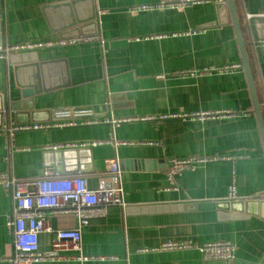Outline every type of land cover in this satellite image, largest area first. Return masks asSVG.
I'll return each mask as SVG.
<instances>
[{"label": "crops", "instance_id": "0c3cea01", "mask_svg": "<svg viewBox=\"0 0 264 264\" xmlns=\"http://www.w3.org/2000/svg\"><path fill=\"white\" fill-rule=\"evenodd\" d=\"M173 1L94 0L95 24L85 34H97L98 42L19 54L38 57L26 79L39 93L27 101L12 63L18 54L0 59V108L7 109L0 116V172L33 180L53 168L64 177H85L91 190L107 174V160H118L122 172L125 206L109 207L81 230V253L92 259L81 262L78 252L68 251L34 264H222L196 249L156 250L170 241H229L231 264H264V218H227L195 207L230 201L232 187L239 201L264 199V145L230 15L220 25L216 4L134 11ZM235 3L264 115V0ZM91 8L83 0H0V47L58 41L82 27L69 25L90 16ZM233 64L240 69L218 72ZM203 68L215 71L181 75ZM18 102L22 113L12 110ZM220 111L234 115L191 117ZM129 118L139 120L111 124ZM35 123L66 126L7 133L11 124ZM114 140L128 144L109 143ZM94 142L103 143L83 146ZM190 157L226 159L185 171L171 188L169 161ZM11 207L0 186V264H10L13 253ZM47 216L56 230L78 228L72 214ZM52 237L40 234L42 252L51 251Z\"/></svg>", "mask_w": 264, "mask_h": 264}, {"label": "built area", "instance_id": "2783aa9c", "mask_svg": "<svg viewBox=\"0 0 264 264\" xmlns=\"http://www.w3.org/2000/svg\"><path fill=\"white\" fill-rule=\"evenodd\" d=\"M225 0H176L173 2H162L152 6H140L134 11H152L157 9L171 8L179 9L195 5L218 4ZM97 34H82L76 37L62 38L55 42H28L15 46L0 47V59L8 60L14 54L32 52L44 48L58 46H74L82 43L98 42ZM264 45V41L259 42ZM239 64L228 65L218 72L229 73L240 69ZM215 70L213 68H203L201 70H189L183 72V76L200 77L210 75ZM6 117L7 109L2 111ZM234 114L228 111L207 112L191 117H199L201 120L210 118L230 117ZM188 117V116H185ZM155 118H142V120H152ZM139 119L112 120V125H119L125 122H132ZM76 126V123L70 124ZM63 125H52L46 123L35 124H11L7 133L13 137L16 132L47 130L53 127H63ZM83 144L86 146H97L102 144ZM115 146L128 144L121 141H109ZM56 149V148H55ZM226 158H172L169 161L167 177L171 188L177 189V179L185 171L194 169L197 165L206 164L211 161H221ZM107 174L99 181L98 187L91 190L87 179L81 175L61 176L55 169L46 168L43 177L33 180H21L10 172H0V186L4 188L11 199L12 207L7 215V226L10 231L13 253L9 259L10 264H34L46 260H60L62 252L75 251L79 255L76 257L81 262L89 261L92 257L83 255L81 241V230L93 219L103 218L107 214L109 207H124V189L122 186V172L118 160H107ZM264 198V195L261 196ZM230 201H239L235 188H231ZM47 212L52 215L72 214L78 219V228L72 230H56L47 216ZM42 233L51 234V251L42 252L39 245V236ZM196 249L205 260H226L234 261L235 246L229 241L207 242L199 244L190 241L165 242L159 251H173Z\"/></svg>", "mask_w": 264, "mask_h": 264}, {"label": "water", "instance_id": "95a60500", "mask_svg": "<svg viewBox=\"0 0 264 264\" xmlns=\"http://www.w3.org/2000/svg\"><path fill=\"white\" fill-rule=\"evenodd\" d=\"M83 2H90V4H92L90 16L86 17L83 20L81 19L78 20L77 22L71 23L69 27H71L76 23L81 25L82 27L68 31L67 34H63L62 36L63 38L76 37L85 34V32L88 31L95 24L96 12L94 8V0H83ZM216 11L218 16V23L220 25L227 23L226 21H224V17L228 13L230 15L232 27L235 31L239 46L243 68L250 89V94L254 107V113L257 118V122L259 125V129L264 145V115H263L262 105L260 103L258 92L256 89L252 67L248 56L247 45L244 40L243 31L238 16L235 0H225V2L223 3L216 4ZM212 25L214 26L216 24H212ZM0 45H1V31H0ZM37 62H38V57L36 54L33 55L29 53L23 55L18 54V56L14 55V57L12 58V63L16 65L15 74H16L17 85L22 89V97L26 101L27 99L33 98L35 94L39 93V90L32 89L34 87L31 81L29 80L30 76L27 75L28 71L31 72L32 70L38 68ZM21 103L23 102L14 103L12 105V110L20 111V113H22L21 111L23 110V108H21ZM3 109L4 106L0 108V116H3L2 114ZM18 115L19 114H16V117H18ZM26 115L27 116L30 115L31 117L33 114L29 111L26 112ZM195 207L196 209L199 210L218 211L220 215L227 218H231V217L233 218L234 216H243V215H259L262 218H264V199L263 200L256 199L249 201L241 200V201L203 202L196 204ZM219 261H221L222 264H231V262H228L226 260H219Z\"/></svg>", "mask_w": 264, "mask_h": 264}]
</instances>
